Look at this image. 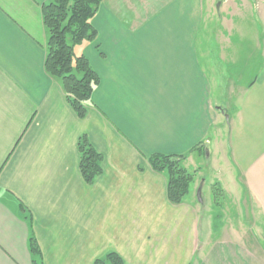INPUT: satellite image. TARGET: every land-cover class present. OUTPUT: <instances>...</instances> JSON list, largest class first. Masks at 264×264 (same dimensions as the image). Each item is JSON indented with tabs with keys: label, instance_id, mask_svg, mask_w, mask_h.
<instances>
[{
	"label": "crops",
	"instance_id": "1",
	"mask_svg": "<svg viewBox=\"0 0 264 264\" xmlns=\"http://www.w3.org/2000/svg\"><path fill=\"white\" fill-rule=\"evenodd\" d=\"M49 1L0 0V264H34L30 239L37 264H264V0L234 42L205 36L207 0H102L74 49L99 78L83 119L44 69ZM153 154L186 156L179 205Z\"/></svg>",
	"mask_w": 264,
	"mask_h": 264
},
{
	"label": "trees",
	"instance_id": "2",
	"mask_svg": "<svg viewBox=\"0 0 264 264\" xmlns=\"http://www.w3.org/2000/svg\"><path fill=\"white\" fill-rule=\"evenodd\" d=\"M102 0H50L41 8L43 25L47 41L45 45V72L56 80L66 97V101L79 119L87 115V106L91 105V95L99 82L83 55H76V46L91 42L96 31L90 20ZM79 154V171L87 185L94 183L102 173V155L91 145L85 135L77 141ZM185 155L153 154L147 162L156 173H164L167 179V199L172 205H179L188 193L193 174L188 172L183 161ZM221 190L213 186L212 192L217 197ZM29 250L36 260H40V251L33 239H30ZM93 264H124L114 252L97 258Z\"/></svg>",
	"mask_w": 264,
	"mask_h": 264
},
{
	"label": "rangeland",
	"instance_id": "3",
	"mask_svg": "<svg viewBox=\"0 0 264 264\" xmlns=\"http://www.w3.org/2000/svg\"><path fill=\"white\" fill-rule=\"evenodd\" d=\"M206 2L205 36L210 39L216 35L221 40L225 38L229 42L238 41L247 31L244 29L245 26L251 23L258 24V12L253 10L252 15L249 13L250 0H207ZM253 2L255 4L256 0ZM257 2L259 3V0ZM236 26L242 29L236 30Z\"/></svg>",
	"mask_w": 264,
	"mask_h": 264
}]
</instances>
